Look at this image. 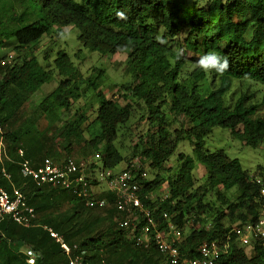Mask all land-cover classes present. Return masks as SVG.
Segmentation results:
<instances>
[{
	"label": "trees",
	"instance_id": "1",
	"mask_svg": "<svg viewBox=\"0 0 264 264\" xmlns=\"http://www.w3.org/2000/svg\"><path fill=\"white\" fill-rule=\"evenodd\" d=\"M69 26L79 32L81 48L75 58L82 48L102 56H128L125 70L134 81L122 88L133 103L120 105L109 99L102 88L103 71L84 77L65 51L59 50L50 61L29 51L54 28ZM2 46L13 47L16 57L5 64L7 56L0 57V143L7 155L0 146V188L11 196L19 189L36 220L30 227L10 217L0 220V264H28V249L39 254L35 264H68L45 226L76 246V253L84 252L86 262L172 264L155 247L143 249L134 243L139 226H120L114 195L106 188L95 193L96 181L91 183L90 199L96 204L104 200V207H89L90 199L37 185L21 174L18 149L37 167L46 158L63 165L81 147L93 157L92 170L98 169L96 156L107 170L127 161L126 168L141 187L142 203L162 222L161 228L166 227L162 213L167 211L181 230L183 260L199 257L201 243L224 244L230 237L228 252L215 264H264L262 242L256 240L248 255L231 233L239 223H254L263 213L260 186L239 160L223 150L204 148V139L217 127L231 129L249 146L264 141V117L256 116L257 105H248L252 94L245 93L232 107L224 102L234 80H252L264 87V0H0ZM90 91L96 108L76 107ZM36 97L40 98L35 102ZM139 104L147 124L140 136L143 148L136 145L126 160L116 142ZM179 116L191 125L175 127ZM185 141L194 157L179 153L175 167L166 169ZM199 164L207 174L202 185L195 176ZM146 165L157 171L150 181L141 176ZM164 172L169 174L165 178ZM164 185L168 195L163 200ZM212 192L218 208L204 201ZM153 194L160 196L155 199ZM211 211L214 218L209 222L205 214Z\"/></svg>",
	"mask_w": 264,
	"mask_h": 264
},
{
	"label": "built area",
	"instance_id": "2",
	"mask_svg": "<svg viewBox=\"0 0 264 264\" xmlns=\"http://www.w3.org/2000/svg\"><path fill=\"white\" fill-rule=\"evenodd\" d=\"M13 55H10L2 64L9 63ZM2 155L6 157L3 143H0ZM19 167L21 174L26 178L33 179L37 185H49L54 188H63L72 191L73 194L81 195L87 199L91 198V182L104 183L106 191L111 192L115 198V206L122 215L120 226L132 229L135 225L139 226V234L134 235V243L143 248L151 249L155 247L161 254L167 256L172 264H215L216 261L229 249V240L224 244L216 241L204 242L197 247L199 257L194 259H182L180 247L183 244V234L181 230L172 223L171 215L164 211L162 218L167 222L166 227L161 228L160 222L153 214L152 210L146 208L139 195L140 186L135 180L136 175H132L131 169L124 168L119 172L103 169L97 173L98 169L92 170L86 161L77 162L73 159L68 160L63 165L55 163L46 158L43 162L34 167L32 162L26 157L24 150L18 149ZM142 177L146 174L142 173ZM255 182L262 185L261 194L264 195V176L255 177ZM163 200L167 198L168 192L163 194ZM153 197V195H150ZM87 206L104 207L106 202L100 201L96 204L94 199H90ZM10 217L16 224L30 227L36 220L35 210L26 203L24 194L19 189H14L12 196L0 188V220ZM143 222V225L141 223ZM164 223V222H163ZM50 236L60 245L61 249L68 257V264H108L104 259L98 262H86L82 253H76V246L69 245L64 238L52 228L46 227ZM237 237L238 244L242 247H251L256 239L262 241L264 246V217H260L256 223L247 222L241 226H235L231 230ZM28 264H35L39 254L32 249L26 251Z\"/></svg>",
	"mask_w": 264,
	"mask_h": 264
},
{
	"label": "rangeland",
	"instance_id": "3",
	"mask_svg": "<svg viewBox=\"0 0 264 264\" xmlns=\"http://www.w3.org/2000/svg\"><path fill=\"white\" fill-rule=\"evenodd\" d=\"M160 33H163L162 30L160 31ZM78 35V30H76L73 26H69L63 29L54 28L50 35L44 36L41 42L34 45L33 49H30L29 51L39 56L40 59L44 58L45 60L50 61L51 59L56 57L59 50H63L71 57L72 60H74V63L80 68L81 72L85 74L84 77L87 78L91 75H95L97 69L103 71L104 76L102 81L104 84L102 88L104 89V91H107L106 96L109 99H113L120 105L133 103L132 97L128 95V93H126L127 91H125L124 88H122L123 84H131L134 81L132 75L127 74L125 70L128 56L126 54L102 56L96 52H91L88 49L82 48L80 57L75 58V53H77L79 48H81L77 39ZM10 55L16 57V53L13 47H0V57H9ZM213 85L218 87V83L216 80L213 81ZM263 90V86L252 80H234L232 88L224 97V102L227 106L232 107L237 99L245 93L252 94V99L249 101L248 105H257L256 116L264 117V106L261 105ZM90 93L91 94H86L85 97L80 100L76 107L84 111L95 109L97 103L94 99V95H92L94 93L92 91H90ZM39 98H34V101L36 102V99ZM144 111L145 110L142 104H139V106H134V113L131 121L127 124V129L124 127L121 132L122 135L119 136L118 141L116 142L117 147L120 149L126 160L132 158V152L136 145H138V147H140L141 149L143 148V144L141 143L142 141H140V136L143 137L145 135L147 125L146 121L141 118L144 114ZM93 119L94 117L90 120L89 124H91ZM181 124L185 127H189L191 125L189 120L184 116H179L178 119L173 123L175 127H178ZM232 132L233 131L229 128H214L212 133L204 139V148L209 152L223 150L229 158L239 160L243 169L247 171L250 176L253 174L264 175V141L258 144L256 147L249 146L246 145L244 141L240 140ZM82 152L85 151L82 150L81 147L77 149L74 152L75 154H73L71 157L77 162L86 161L89 164L90 162H93V157H89ZM179 153H184L186 155L194 157L191 144L188 141H185L179 145L176 154L168 161L166 169L175 167V156ZM97 159L98 156L94 157V160H96V163L98 164L97 173H99L103 171V167ZM127 165V161H125L124 163L122 162L112 171L115 173L119 172L126 168ZM88 169L90 168L88 167ZM172 171L174 172L173 169ZM145 174V178L150 181L156 177L157 171L148 168V166L146 165ZM167 175L169 174L165 172L161 173V176L164 178L167 177ZM195 176L197 178V185H202L206 182V170L200 164L195 170ZM166 187V185L163 186V194H165L168 190ZM105 188L106 186L102 182L95 184L94 192L102 193ZM234 194L235 190H232L228 195L230 198H233ZM159 196H155L153 194V198L155 199ZM204 201L206 203H211V205H213L215 208L219 207V203H217L215 199V192L208 193ZM205 215L208 218L209 222L214 218V213L212 211L210 213H206ZM226 223L229 224L228 221ZM189 232L190 229L189 227H187V229L185 230V234L187 235ZM245 252L250 255L251 248L245 247Z\"/></svg>",
	"mask_w": 264,
	"mask_h": 264
},
{
	"label": "clouds",
	"instance_id": "4",
	"mask_svg": "<svg viewBox=\"0 0 264 264\" xmlns=\"http://www.w3.org/2000/svg\"><path fill=\"white\" fill-rule=\"evenodd\" d=\"M65 28H66V27H65ZM62 29H63V28H62ZM118 54H120V53H118ZM115 55H116V54H115ZM7 58H8V57H7ZM233 82H234V81H233ZM239 98H240V97H239ZM239 98H238V99H239ZM238 99H237V100H238ZM257 176H264V175H262V174H253V175H251V176L249 175V177H250V180H251L253 183H255L256 185H259V186H260V188L262 189V187H263V186H262V185H260V184H257V183L255 182V177H257ZM261 189H260V196L264 198V195H262V194H261ZM167 192H168V191H167ZM260 217H264V211H263V213L261 214V216H260ZM260 217L257 219V221H256V222H258V221H259ZM247 222L253 223V222H251L250 220H249V221H247ZM247 222H246V223H247ZM256 222H254V223H256ZM239 224H240V225H237V226H241V225H243V224H245V223H242V224H241V223H239ZM232 229H233V228H232ZM256 240H259L260 242H262L260 239H256ZM256 240H254V241L252 242V245H251V247H250V248H251V250H252V248H253V245H254V243H255V241H256ZM238 243H239V242H238ZM241 247H242V246H241ZM244 248H245V247H244Z\"/></svg>",
	"mask_w": 264,
	"mask_h": 264
},
{
	"label": "crops",
	"instance_id": "5",
	"mask_svg": "<svg viewBox=\"0 0 264 264\" xmlns=\"http://www.w3.org/2000/svg\"><path fill=\"white\" fill-rule=\"evenodd\" d=\"M54 88V85H53V87H52V89Z\"/></svg>",
	"mask_w": 264,
	"mask_h": 264
}]
</instances>
